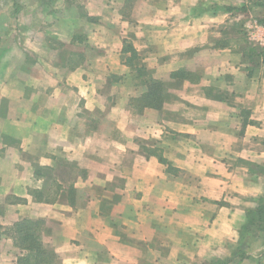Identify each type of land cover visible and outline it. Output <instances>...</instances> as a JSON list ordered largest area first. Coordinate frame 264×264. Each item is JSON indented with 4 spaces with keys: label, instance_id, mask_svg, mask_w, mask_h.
<instances>
[{
    "label": "crops",
    "instance_id": "1",
    "mask_svg": "<svg viewBox=\"0 0 264 264\" xmlns=\"http://www.w3.org/2000/svg\"><path fill=\"white\" fill-rule=\"evenodd\" d=\"M17 1L0 226L39 221L54 264L227 258L264 192V0ZM262 243L238 264H264ZM24 254L0 233V264Z\"/></svg>",
    "mask_w": 264,
    "mask_h": 264
},
{
    "label": "trees",
    "instance_id": "2",
    "mask_svg": "<svg viewBox=\"0 0 264 264\" xmlns=\"http://www.w3.org/2000/svg\"><path fill=\"white\" fill-rule=\"evenodd\" d=\"M225 7L227 10H246L245 5L239 7L226 5ZM131 55L132 58L136 57L134 51L131 52ZM182 73L185 72L182 70ZM160 84L151 81L150 89L154 86V90L156 91ZM158 90H161V88L159 87ZM162 101L160 95L148 94L144 103L151 107H157ZM0 229L4 231V235L13 240L16 247L26 253L17 258L18 264H54V252L51 249L45 248L42 243L39 221L24 218L13 223L11 226H0ZM239 233L240 238L231 249L230 255L225 259L213 260L208 264H238L241 260L250 256L248 249L254 241L261 239L263 241L262 244H264V192L258 197L254 207L245 209V217L240 225Z\"/></svg>",
    "mask_w": 264,
    "mask_h": 264
},
{
    "label": "rangeland",
    "instance_id": "3",
    "mask_svg": "<svg viewBox=\"0 0 264 264\" xmlns=\"http://www.w3.org/2000/svg\"><path fill=\"white\" fill-rule=\"evenodd\" d=\"M24 1L28 2V0H24ZM75 5H76V2H75ZM19 6H20V1H17V0H0V38L2 37V40L0 41L1 45H5L6 43H8L10 40V37L14 36L15 34V32H13L15 22H16L14 19L16 18L15 13L16 11H18ZM76 7H78V5H76ZM254 19H255V15L249 16V19H247V20H250L249 25L248 26L246 25L244 27L242 26L241 39L236 40V44H238L240 47H243L244 44H246L245 42H247L248 44L249 42L253 44L252 41L249 39L247 28H251L250 25ZM4 22L6 26L4 25ZM250 50L253 52L261 51L260 47H257L255 49L251 48ZM3 232L4 231L0 229V233L3 234ZM48 249H50V247H48Z\"/></svg>",
    "mask_w": 264,
    "mask_h": 264
},
{
    "label": "built area",
    "instance_id": "4",
    "mask_svg": "<svg viewBox=\"0 0 264 264\" xmlns=\"http://www.w3.org/2000/svg\"><path fill=\"white\" fill-rule=\"evenodd\" d=\"M251 39L255 40V42H264V29L259 35L256 30L251 33Z\"/></svg>",
    "mask_w": 264,
    "mask_h": 264
}]
</instances>
